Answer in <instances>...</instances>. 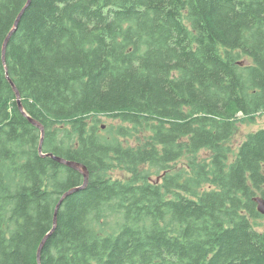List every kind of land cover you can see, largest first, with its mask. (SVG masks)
Segmentation results:
<instances>
[{"label": "trees", "instance_id": "1", "mask_svg": "<svg viewBox=\"0 0 264 264\" xmlns=\"http://www.w3.org/2000/svg\"><path fill=\"white\" fill-rule=\"evenodd\" d=\"M27 2L0 0V264L50 233L41 264H264V128L228 146L264 112V0ZM49 154L88 171L54 230L83 178Z\"/></svg>", "mask_w": 264, "mask_h": 264}, {"label": "water", "instance_id": "2", "mask_svg": "<svg viewBox=\"0 0 264 264\" xmlns=\"http://www.w3.org/2000/svg\"><path fill=\"white\" fill-rule=\"evenodd\" d=\"M29 2H30V0H28L27 5L29 4ZM27 5H26V7H27ZM22 12L20 13L19 17L17 18V20H16V22L14 24V29L10 32V34L8 35V37L6 38V40L4 42L3 49H2L3 61L5 60L4 59V54H5V49H6V44H7L8 38L15 31V29L17 27V24H18V21H19V18L21 16ZM10 85L13 88V91H14V94H15V98H16L17 105H18V110L29 121V123L31 125H33L36 129H38L39 132H40V143H39V149H38V151L40 153L41 152V144H42V136H43V127L38 122H36V121L32 120L31 118H29L28 115L24 112V110L22 108V105L20 103V96H19L18 92L14 89L12 83H10ZM46 156L53 158V156L50 155V154L49 155H46ZM53 159L56 162H58L59 164L64 165V166H66L68 168H71L74 171L78 172L82 176V178H83V183H82V186L81 187H77V188L70 189L69 191H67L66 193H64L61 196V198L59 199V201H58V203H57V205L55 207L54 218H53V230H54L55 227H56V214H57L58 210L60 209L62 203L65 201V199L68 198L69 196H71L72 194H74V193H76L78 191H81V190H83V189L86 188L87 183H88V171H87V169L84 166H82V165H80L78 163L67 162V161H65L63 159H60V158H53ZM253 202L257 206V212L260 215L264 216V201L260 197H256V198H254ZM50 235H51V233L48 234V235H46L42 239V241H41V243H40V245H39V247L37 249V253H36L37 264H41V251H42V248H43L45 242L50 237Z\"/></svg>", "mask_w": 264, "mask_h": 264}, {"label": "rangeland", "instance_id": "3", "mask_svg": "<svg viewBox=\"0 0 264 264\" xmlns=\"http://www.w3.org/2000/svg\"><path fill=\"white\" fill-rule=\"evenodd\" d=\"M14 87V86H13ZM15 89V87H14ZM16 90V89H15ZM241 118V116H239ZM120 126V123L118 120H108V119H101L100 123L98 122V127L101 128V131H105L108 128L115 129ZM264 128V112L255 116L253 120L245 121V122H238L235 127L234 134L232 138L228 141V146L233 150L236 151L239 145L245 140L246 136L249 133L255 132L259 129ZM128 145L135 146L138 144L137 137H132L125 141ZM205 156V155H204ZM184 164L183 160H180L177 163V168L182 167ZM124 172H122L119 169H115L114 172H112L113 178L117 177H123ZM157 177H153V179H156ZM258 230L263 231L264 230V216H262V219L258 221Z\"/></svg>", "mask_w": 264, "mask_h": 264}]
</instances>
